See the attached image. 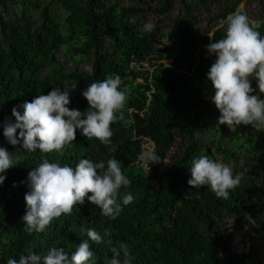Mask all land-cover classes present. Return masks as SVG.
<instances>
[{
  "label": "trees",
  "instance_id": "1",
  "mask_svg": "<svg viewBox=\"0 0 264 264\" xmlns=\"http://www.w3.org/2000/svg\"><path fill=\"white\" fill-rule=\"evenodd\" d=\"M174 1L0 0V147L13 153L14 161L0 184V264L29 251L44 255L54 247L70 257L88 239L81 227L104 238L101 244L89 241L97 264H110L111 249L121 242L130 246L132 264H264V252L259 257L236 243V228L258 232L250 217L256 206L264 210V131L240 126L230 132L219 125L207 80L215 56L206 45L223 37L222 22L248 0H196L207 12L211 2L222 3L210 15V28L199 26L185 0L177 1L187 17L166 25ZM147 14L156 17L155 28L141 34ZM260 22L264 35V18ZM115 75L129 90L125 117L132 122L113 123L109 145L77 130L76 140L62 153H29L4 137L3 125L14 121V107L22 113L20 106L36 95L77 81L68 107L84 112L88 105L81 93L87 85ZM149 143L162 161L147 172L139 156ZM169 151V165L159 171ZM201 155L226 163L234 175L243 173L228 200L206 185H188L192 161ZM113 156L131 181L121 196L128 192L135 198L117 218L103 216L85 201L43 233L27 231L22 216L29 171L45 159L72 167L80 159L103 160L106 168Z\"/></svg>",
  "mask_w": 264,
  "mask_h": 264
},
{
  "label": "clouds",
  "instance_id": "2",
  "mask_svg": "<svg viewBox=\"0 0 264 264\" xmlns=\"http://www.w3.org/2000/svg\"><path fill=\"white\" fill-rule=\"evenodd\" d=\"M222 26L223 37L206 45L208 54L215 56L207 80L214 89L212 102L220 113L217 123L226 125L230 132L240 126L264 131V98L256 94L257 90L264 94V35L258 30L261 22L235 12L227 16ZM154 28V23L147 22L141 34ZM208 36L212 40L211 34ZM122 83L121 77L115 75L88 84L81 93L88 105L84 112L68 107L70 92L77 88V81L63 90L52 88L46 95H36L30 102H24L20 106L22 113L14 107L11 113L14 121L4 123L3 135L11 145H20L29 153L37 150L44 154L62 153L76 140L77 130L88 140L95 138L109 145L112 124L132 122L125 117L129 90L127 86L122 89ZM139 160L147 172L150 165L162 161L155 146L142 152ZM13 165V153L0 147V184L6 178L2 173ZM190 175L187 183L191 188L206 185L222 200L229 199L230 191L243 178V173L234 175L229 165L207 155L192 161ZM27 183L30 191L24 195L26 211L22 220L29 232L43 233L53 220L72 215L85 201L97 206L103 216L115 219L135 199L128 192L120 194L122 188L130 187L131 181L122 171L121 161L114 156L107 160L106 168L103 160L80 159L72 167L45 159L28 172ZM80 231L86 232L88 239L79 242L70 257L64 248L54 247L44 255L29 251L20 254L19 259L8 258L6 264H97L89 241L101 244L104 238L93 228L81 227ZM111 251L110 264H132L134 257L127 243L121 242Z\"/></svg>",
  "mask_w": 264,
  "mask_h": 264
},
{
  "label": "rangeland",
  "instance_id": "3",
  "mask_svg": "<svg viewBox=\"0 0 264 264\" xmlns=\"http://www.w3.org/2000/svg\"><path fill=\"white\" fill-rule=\"evenodd\" d=\"M185 2L189 4L192 10L191 13L195 14L196 17L198 18V24L200 27L207 25L208 28H210L212 25V23L208 24L210 20V15L218 13L222 9V3L215 1L210 3L209 12H207L205 8H203L199 3H197L196 0L195 1L185 0ZM173 6H174L173 10L169 13V17L171 20H169L168 22L166 21V25L172 24L175 17H181V18L187 17V15H185L183 12L182 5L177 0L174 1ZM237 10H239L241 13L246 14L250 19L260 21L262 18H264V0H248L246 3H240V5L237 7ZM155 19L156 17L154 18L152 15L147 14L145 18V22L152 23V21ZM145 146L149 147V149L152 148L150 143L145 144ZM174 147H177L176 142L171 147L172 151L176 149ZM172 151L168 152L166 159L159 166V171L160 169L164 171L168 167L170 162L169 158H171L173 154ZM244 163L249 164V162L247 161H245ZM263 214H264V210L262 211V209L256 206V210L254 211V217H250L251 222L254 226L253 228H256L258 232H255L254 230L249 231L248 229L240 228V227L236 228V230L238 229L236 243L242 247H248L254 250L259 257H261L264 252V225L262 226L261 223ZM246 218H248L246 215L242 216V219H246ZM259 232L261 234H259Z\"/></svg>",
  "mask_w": 264,
  "mask_h": 264
}]
</instances>
